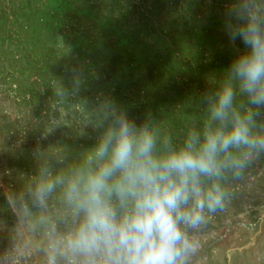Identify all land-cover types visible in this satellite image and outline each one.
Listing matches in <instances>:
<instances>
[{
	"label": "rangeland",
	"instance_id": "1",
	"mask_svg": "<svg viewBox=\"0 0 264 264\" xmlns=\"http://www.w3.org/2000/svg\"><path fill=\"white\" fill-rule=\"evenodd\" d=\"M230 2L0 0V264H45L43 210L22 223V202L40 167L78 161L114 111L174 147L216 126L209 103L239 53ZM257 121L264 132V110ZM234 151L242 166L219 178L223 204L191 232L189 264H264V152ZM59 211L51 200L46 214Z\"/></svg>",
	"mask_w": 264,
	"mask_h": 264
},
{
	"label": "clouds",
	"instance_id": "2",
	"mask_svg": "<svg viewBox=\"0 0 264 264\" xmlns=\"http://www.w3.org/2000/svg\"><path fill=\"white\" fill-rule=\"evenodd\" d=\"M223 26L239 47L209 103L210 122L174 147L124 112H113L75 162L38 169L19 219L43 210L45 264H189L191 232L223 204L219 178L242 166L234 150L264 152L257 116L264 110V0H231ZM61 46L64 45L60 39ZM237 93L248 107L235 106ZM47 135L41 137L46 141ZM209 182H205V181ZM55 199L60 211L46 214Z\"/></svg>",
	"mask_w": 264,
	"mask_h": 264
}]
</instances>
